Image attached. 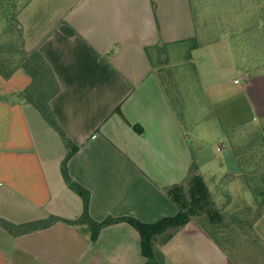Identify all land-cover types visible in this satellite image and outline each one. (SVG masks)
I'll use <instances>...</instances> for the list:
<instances>
[{
	"label": "crops",
	"instance_id": "obj_1",
	"mask_svg": "<svg viewBox=\"0 0 264 264\" xmlns=\"http://www.w3.org/2000/svg\"><path fill=\"white\" fill-rule=\"evenodd\" d=\"M33 2L19 14L26 46L42 53L60 85L51 107L78 147L68 169L91 193L92 218L153 223L175 216L178 208L164 189L185 181L193 147L159 76L162 64L150 50L197 37L192 1L78 0L60 13L55 6L56 15L28 13ZM203 48L193 50L192 61ZM251 62L264 71L262 43ZM242 69L248 74L251 68ZM250 82L241 94L249 100L252 93L259 104L257 122L264 119V78ZM30 83L23 69L9 79L0 74V219L16 225L76 220L83 202L61 172L68 149L40 112L20 99ZM195 156L201 173L216 176L226 166L232 174L241 171L232 151L220 158L201 147ZM162 250L164 264H239L196 221ZM144 263L140 235L127 223L104 228L95 243L86 225L57 222L18 237L0 226V264Z\"/></svg>",
	"mask_w": 264,
	"mask_h": 264
},
{
	"label": "rangeland",
	"instance_id": "obj_2",
	"mask_svg": "<svg viewBox=\"0 0 264 264\" xmlns=\"http://www.w3.org/2000/svg\"><path fill=\"white\" fill-rule=\"evenodd\" d=\"M32 1L0 0V36L8 25L6 16L20 14ZM77 1L35 0L28 13L40 11L47 15L48 10L53 14L57 5L60 13ZM191 1L197 31L194 42L154 48L150 56L157 65L168 66L165 69L171 71V75L164 71L159 76L193 149L206 147L224 158L227 152H234L231 142L235 136L234 143L243 146L247 141L241 132L264 121H254L258 119L259 104L252 93H248L250 105L241 94L252 78H264V71L254 70L251 62L261 43L264 48V28L259 27L264 24V0ZM196 45L206 48L194 54L192 61V47ZM164 57L167 63H161ZM244 66L251 68L249 75L242 69ZM236 79L242 85H235ZM231 172L226 166L216 176L214 172L201 173L212 192L215 208L224 217L222 235L216 236L239 264H264V209L258 212L243 180L225 181Z\"/></svg>",
	"mask_w": 264,
	"mask_h": 264
},
{
	"label": "trees",
	"instance_id": "obj_3",
	"mask_svg": "<svg viewBox=\"0 0 264 264\" xmlns=\"http://www.w3.org/2000/svg\"><path fill=\"white\" fill-rule=\"evenodd\" d=\"M6 18L8 25L0 36V74L9 79L17 70L23 69L30 76V85L19 93V97L40 112L66 145L68 154L61 165L62 176L68 188L82 199L83 212L81 217L76 220L51 217L48 220L24 225H16L0 219V226L13 236L18 237L47 229L57 222H65L72 226L86 225L91 231V240L95 243L104 228L127 223L140 235L144 264H164L162 250L164 246L176 237L188 223L196 221L222 248L228 251L216 236L222 235L220 229L224 223V217L215 208V200L200 172L194 149H192V164L185 181L164 189V193L178 208V213L175 216L164 217L153 223H144L130 216L109 217L101 222L92 218L90 214L91 193L71 177L68 169L69 161L78 152V147L69 139L51 107L52 100L60 93L58 80L52 67L39 50L28 51L19 14H8ZM194 40L192 39L190 42H194ZM196 48L198 45L193 46L192 50ZM164 71L171 75V71L163 67L159 70V75ZM241 133L245 134L244 140L247 141L243 146H237L234 143L236 136L231 142L241 173L238 175L230 173L225 181L237 178L243 180L251 191L259 212L264 209V121L253 129L246 127Z\"/></svg>",
	"mask_w": 264,
	"mask_h": 264
},
{
	"label": "built area",
	"instance_id": "obj_4",
	"mask_svg": "<svg viewBox=\"0 0 264 264\" xmlns=\"http://www.w3.org/2000/svg\"><path fill=\"white\" fill-rule=\"evenodd\" d=\"M236 83H239V81H236Z\"/></svg>",
	"mask_w": 264,
	"mask_h": 264
}]
</instances>
